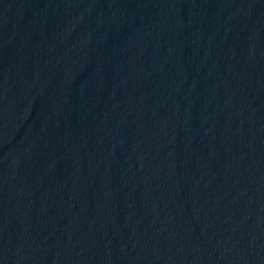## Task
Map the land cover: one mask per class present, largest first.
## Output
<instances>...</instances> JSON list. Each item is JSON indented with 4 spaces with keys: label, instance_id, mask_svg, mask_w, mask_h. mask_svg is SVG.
<instances>
[{
    "label": "water",
    "instance_id": "1",
    "mask_svg": "<svg viewBox=\"0 0 264 264\" xmlns=\"http://www.w3.org/2000/svg\"><path fill=\"white\" fill-rule=\"evenodd\" d=\"M0 264H264V0H0Z\"/></svg>",
    "mask_w": 264,
    "mask_h": 264
}]
</instances>
